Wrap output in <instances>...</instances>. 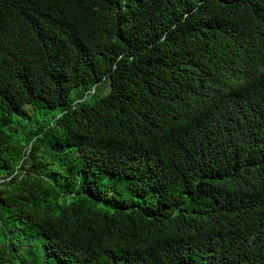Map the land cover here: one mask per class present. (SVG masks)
Returning a JSON list of instances; mask_svg holds the SVG:
<instances>
[{
    "label": "trees",
    "instance_id": "obj_1",
    "mask_svg": "<svg viewBox=\"0 0 264 264\" xmlns=\"http://www.w3.org/2000/svg\"><path fill=\"white\" fill-rule=\"evenodd\" d=\"M0 264H264V0H0Z\"/></svg>",
    "mask_w": 264,
    "mask_h": 264
},
{
    "label": "rangeland",
    "instance_id": "obj_2",
    "mask_svg": "<svg viewBox=\"0 0 264 264\" xmlns=\"http://www.w3.org/2000/svg\"><path fill=\"white\" fill-rule=\"evenodd\" d=\"M29 110V109H28Z\"/></svg>",
    "mask_w": 264,
    "mask_h": 264
}]
</instances>
